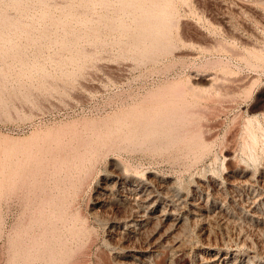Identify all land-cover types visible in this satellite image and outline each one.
Instances as JSON below:
<instances>
[{
    "label": "rangeland",
    "instance_id": "1",
    "mask_svg": "<svg viewBox=\"0 0 264 264\" xmlns=\"http://www.w3.org/2000/svg\"><path fill=\"white\" fill-rule=\"evenodd\" d=\"M199 1H201L199 14H191L187 11V7H181V17H184L181 23L183 26L188 23L192 28L197 29L196 35L191 38L192 41L190 37L182 38L181 41L177 40V46L175 45L176 48L173 47L175 49L172 48L171 52L163 53L155 58L140 60L137 53L124 54L119 47L113 45L101 50L95 49L92 43L91 45L90 42L83 39L84 41L81 40L82 52L93 56L86 60L85 56L77 50L73 53V50L59 47L61 45L53 38L61 36L62 30L60 27L51 25L57 18L65 17L64 5L74 4L77 13L66 17L79 33V30H83L79 21L90 12V8L84 6L85 0H50L51 10L48 13L44 12V6L38 0H31L29 10L25 14H22L20 8L11 5L13 0H0V9L6 8L15 19L23 17L27 20L32 24L33 36L39 39L37 44H32L26 37H19L24 50L18 54L17 61H14L13 57L6 58L0 67V166L21 165L19 173L27 172V170L30 172L29 169L32 172L35 169L37 171L38 168L37 178L40 182L38 180L33 182L42 185L41 188H32L28 191L26 186L19 185V188L17 187L14 191V196L10 198L12 201L3 203L0 217V230L3 229V232L0 231V264L10 263L12 255V249L9 251L10 235L16 230L22 229L25 226L24 223L29 225L30 220L35 218V213L39 208L37 202H41L40 198L45 199L53 195L52 199L55 201L58 199L57 203L64 201L63 204H66L59 206L62 212L69 207L64 210L67 213L63 212V218L65 217L67 220L66 223L54 222L48 230V233L55 232V234L62 230L61 236L63 240L67 241L68 256L65 257L67 261H70V264H117L113 255L121 250L114 245V239L118 238V235L117 229L112 227V221L116 215L121 214L120 210L123 211L114 203L107 205L108 207L98 204V184L106 175L111 174L113 169L115 170V163H119L123 168L126 167V171L139 177L151 175L159 179L176 180L175 182L186 190H189L195 179L202 174L223 177L225 165L228 163L251 167L256 174L264 168V116H262L264 114V0H243L244 2L242 0H216V2L215 0H192V6L197 7ZM245 4H249L252 9ZM245 8H249L252 14L247 9L248 13L245 12ZM235 14L237 15L235 16ZM93 15L96 14L93 12ZM224 17L226 18L224 19ZM39 19H43L44 22ZM43 23L45 26L48 24L49 28L45 30L46 36L40 37V32L37 33V29L43 26ZM187 25L186 27H190ZM69 38L74 39L75 37L69 36ZM71 57H75L76 60L71 62L68 60ZM247 59L252 60V65L247 63ZM67 62L70 64H61ZM225 68L230 71L227 74L229 77L242 78V81H231V84L234 83L232 86L236 87V83L240 82L238 90H235L236 95L234 97L224 96V98L216 97V95V98H211L213 96L204 98L206 100L203 97L202 99L197 97L196 89L199 88L204 92L219 82L221 84L222 72ZM213 82L215 84H212ZM178 86L180 89L184 88L183 91L181 90L182 92L179 91L180 94L177 92ZM176 95L180 96V99H177ZM171 100L178 104H171ZM179 102L183 105H180ZM190 107L192 114L187 111ZM151 109L152 111H150ZM181 109L182 113L186 111L187 113L182 114ZM138 110H140V114ZM158 111L164 114L166 111L167 115L171 112V114L181 113L193 121L190 126L194 125L195 127L192 126L191 130H197V127L202 125L198 128L203 133L205 132L202 133L203 138L208 143L203 154L195 155L185 143L172 147V145H163L159 141L153 142L155 139L148 144L134 143L135 146H133V141L118 137L119 140L116 137L118 133L122 132L117 130L121 120L127 118L131 122L146 115V118L155 121L159 120L162 114L160 112L158 115ZM141 112L144 114L141 115ZM211 124L212 126H210ZM128 125L124 127L125 131L133 124ZM213 133L215 134L213 135ZM112 142L114 143L112 144ZM100 143L102 144L100 145ZM121 144L123 148H121ZM84 150L86 153L82 152ZM228 152L235 154L233 161L224 158ZM89 154L94 156L91 161ZM39 156L41 159L38 158ZM52 159L54 160L52 161ZM86 160H89V163ZM57 165L63 166L64 176L57 178L52 174L51 170L58 168ZM44 172L46 176H44ZM65 172L67 173L65 174ZM83 172L85 173L83 174ZM63 183L66 186H63ZM262 190L264 195V189ZM24 193L25 195L28 193L27 197L24 196ZM67 195L68 197H66ZM233 195L236 197V201L233 203L229 198L226 214L223 212L220 215L213 212L212 216L210 215L212 218L209 216L208 220H196L197 223L193 221L196 226H192L193 223L190 221L191 226H187L188 230L186 229L181 235L183 243L186 244L180 251H170L166 264H201V256L213 257L217 254L225 256L227 253L234 254V259L238 257L235 253L240 254L241 264H264V200L253 215V212L249 213L247 204H245L246 199L252 196V192L244 188V190L238 189L231 192L230 196ZM231 203L234 206H231ZM209 205H212V202ZM69 217H72L73 225H71ZM73 217L77 220L75 221ZM205 224L212 227H210L212 231L208 232V235L212 234L209 237L201 234ZM71 226L76 231L74 235L69 229ZM29 231L30 236L38 235L44 231V225H33ZM184 233H186L185 237ZM48 235L51 237L50 234ZM206 237L207 239H203ZM205 241L212 243L211 247L208 248ZM75 250L76 252H74ZM159 256L158 254H144V258L147 261L150 259L152 262ZM68 262L66 264H69Z\"/></svg>",
    "mask_w": 264,
    "mask_h": 264
},
{
    "label": "bare ground",
    "instance_id": "2",
    "mask_svg": "<svg viewBox=\"0 0 264 264\" xmlns=\"http://www.w3.org/2000/svg\"><path fill=\"white\" fill-rule=\"evenodd\" d=\"M85 1L86 2L84 4V6H88L90 8V12L88 11L89 13L85 14L86 16L81 18V20L79 21L80 27L83 26L82 27L83 30H79V33H77L76 27H73L72 24L69 22V20L66 17L68 15H75L77 13V12H75L76 9H75L74 4L69 5V6L64 5L63 11L65 14V17L64 18L63 17L57 18V20H54L53 24H51V25L55 26L57 28L60 27L62 30L61 36H56L53 38L55 42H57L61 45V46H59V45L58 46L62 47L63 49L73 50V53L77 50L78 52L81 53V55L85 56L86 60L88 58H93V56L82 52L81 40L84 41L83 39L90 42V44L92 43L94 45L95 49L101 50V49L107 48L108 46L110 47V45L111 46L113 45V46L119 47L124 52V54L131 55L133 53H137L139 55L140 60H144L146 58H155L159 55H162L163 53L167 54V52H171L170 50H172V48L175 47L177 40H180V39L182 40V38L186 39L188 37H190V40H191V38L194 37V35H196L197 29L192 28L191 25L188 23H186L185 26H183V23H181L183 21L182 18H184V17H181L182 16L181 7H183V6L187 7L186 8L187 11L191 14L198 13V10L201 8V1H199L197 3V7H196L195 5L192 6V4H191L192 0H85ZM221 1H220V3H222ZM259 1H262V0H259ZM30 2H31V0H13V3H11V5L14 7L20 8L22 14H25V12H28V10H29V7H30L29 3ZM38 2L44 6V12L48 13L51 10L50 0H38ZM215 2H216V0H215ZM247 3H248V1H247ZM257 3H260V2L257 1ZM245 5L249 6V4H245ZM250 5H252V4H250ZM248 6H246V7H248ZM207 9H208V7H207ZM219 9H220V4H219ZM246 9H247V11H249L252 8L251 7H250V9L245 8V10H244L245 12H247ZM93 12L96 15H93ZM250 12H251V10H250ZM218 13H219V11H218ZM202 14H203V12H202ZM251 14H252V12H251ZM43 15H45V14H43ZM227 15H228V13H227ZM236 15L237 14H235V16ZM225 18L226 17H224V19ZM39 20L44 22L43 19H39ZM226 20H228V19H226ZM225 23H227V22H225ZM39 25H40V23H39ZM46 25L47 26H45V24H44L43 26L38 27L37 33H38V31L40 32V37L46 36L45 30H48V28H49L48 24H46ZM186 25L187 26L190 25V27H186ZM31 27H32V24H30L23 17L15 19L9 14V12L7 11L6 8L0 9V67L3 64V62H5L6 58L13 57L14 61H17L16 58H17L18 54L24 50L23 45L21 44L20 40L18 39L19 37H21V38L26 37L29 41L32 42V44H37L39 42V39L36 38L35 36H33V34H32L33 28L31 29ZM56 31H58V29H56ZM198 34H199V32H198ZM69 36H74L75 38L71 39V38H69ZM203 41L205 42V40H203ZM183 43H184V41H183ZM175 48H173V50ZM96 51H98V50H96ZM94 57H95V55H94ZM68 60H70L72 62V61H75L76 58L71 57ZM248 60L249 59H247V63L249 65H252V60H249V61ZM61 64H70V63L67 62V63H61ZM229 72L230 71L228 69H226V68L223 69V72H222V79L223 80L220 78L222 80L221 84L219 82L216 85L213 82L212 84H215L217 87L215 85H213L214 87H212L211 89L207 88V90H205L204 92L200 91L201 89L199 90V88H198L199 91L196 89V92H195L196 96L197 97L199 96V98L201 97L200 99H202V97H203V99L207 98V97L210 98L211 96H213L211 98H214L216 95H217L216 97H223V98H224V96L225 97H234L236 95V91L238 90L237 87L239 86L238 84L240 82L236 83V85H237V87H236V86H232L234 83L231 84V81L232 82L239 81L242 78L229 77L227 75ZM181 88L182 89H180V87H179V90L178 91L176 90V91L177 92H179L181 90L183 91L184 88L183 87H181ZM190 88H192V87H190ZM202 90H204V89L202 88ZM177 92H176V94H177ZM181 92H179V94ZM193 94H194V91H193ZM195 94H194V96H195ZM175 97H177V99H178L180 96L178 97L176 95ZM172 100H171V102H172ZM204 100H206V99H204ZM216 100L219 101V99H216ZM174 102H172L171 104H173ZM181 102H183V101H181ZM223 102H224V99H223ZM175 104H178V103H174V105ZM158 105H160V104H158ZM163 105H164V103H163ZM180 105H183V103H180ZM184 105H187V104L184 103ZM170 106H168V107H170ZM177 107H179V106L177 105ZM256 107H257V105H256ZM171 108H172V106H171ZM217 108H219V107H217ZM254 108H255V106H254ZM149 109H150V106H149ZM152 109L150 111H152ZM190 109H191V107L189 108V110H187L189 113H191ZM198 109H200V108H198ZM206 109H205V111H206ZM209 109H210V107H209ZM133 110H135V109H133ZM163 110H161V111H163ZM167 110H169V109H167ZM138 111H139L138 113L140 114V110H138ZM187 111L186 112L184 111L185 113H182V109H181L182 114H186ZM200 111H201V109H200ZM142 112H141V115L144 114V113L142 114ZM160 112L158 111V115ZM161 113L162 114L160 115L159 120L154 119L155 121H151L152 119L150 120V119L146 118L145 117L146 115H144L143 118H140V119L138 118L137 120L135 119V121H131V122L127 118H125L124 120H121L120 121L121 123L119 122L120 123L119 127L118 128L116 127L118 131L124 132L126 130V128L124 129L125 126H129L128 124H130V125L133 124V125L131 127H128V130L125 131V133H122V132L118 133V131H117L118 134L116 137L117 138L120 137V139L124 138L126 140L129 139V140L133 141V144H132L133 146H135L134 143L135 144H143V143L148 144V142L153 141L155 139L156 140L153 142L159 141L163 145H167V146L172 145V147H173V145L185 143L188 145L189 150L194 152L195 155L199 156V155L203 154V152L205 151V149L208 146V143L206 142V139L203 138L204 137L203 134L205 132L203 133L202 130L200 131L199 130L200 128H198L202 125L199 124L200 126L197 127V130H191V127L194 125L190 126V124H191V122L193 123V121L191 119L187 118L186 116L182 115L181 113H179V112L175 113L174 112V114H171L172 113L171 112L170 113L171 115L170 114L167 115L168 112H166V111H165V114L163 112H161ZM203 113H201V114H203ZM213 113H215V112H213ZM217 113H218V111H217ZM147 114H148V112H147ZM207 114H208V112H207ZM209 114H210V112H209ZM212 114H211V116H212ZM136 115H137V113H136ZM131 116H132V114H131ZM262 116H264V114ZM128 117L130 118V116H128ZM150 117L152 118V116H149V118ZM188 117H190V116H188ZM248 122H247V124H248ZM203 123H204V121H203ZM214 125H216V124H214ZM248 125L251 126V124H248ZM210 126H212V124ZM245 127L247 128V126H245ZM235 128H237V127H235ZM107 129H108V127H107ZM96 134H97V132H96ZM214 134L215 133H213V135ZM95 135H94V137H95ZM106 135H108V134H106ZM101 137H99V138H101ZM105 137H107V136H105ZM158 137H159V139H158ZM91 139H94V138H91ZM242 139H244V138H242ZM252 139H254V138H252ZM255 139H256V137H255ZM249 140L253 141L251 139H249ZM109 141H111V140H109ZM114 141L116 142L115 138H114ZM245 142H243V143H245ZM113 143L114 142H112V144ZM243 143H242V145H244ZM94 144H95V142H94ZM101 144L102 143H100V145ZM132 145H131V149L133 147ZM252 145H253V143H252ZM91 146H92V144H91ZM121 146H122V144H121ZM125 146H128V145L125 144ZM183 146H184V144H183ZM95 147H96V145H95ZM128 147L130 148V146H128ZM92 148H93V146H92ZM121 148H123V146ZM243 148H245V145ZM94 149H96V148H94ZM226 149H227V147H226ZM145 150H146V148H145ZM37 151H38V148H37ZM228 151H230V150L228 149ZM82 152H85V150ZM250 152H252V151H250ZM85 153H83V154H85ZM90 153H92V152H90ZM29 154H30V152H29ZM93 155L89 154V156H90L89 160L90 161H91V158L93 159V157H94ZM98 155L101 156L100 154H98ZM102 155H103V153H102ZM248 155H249V153H248ZM225 156L226 157H224V158H226L229 161H231V160L233 161V159L235 158L234 157L235 154L233 155L232 152L231 153L228 152L227 155H225ZM44 157H46V156H44ZM38 158H40V156ZM53 160L54 159H52V161ZM89 160H86L87 163H89L88 162ZM43 161H45V160H43ZM58 161L60 162L59 157H58ZM236 161H237V159H236ZM13 162H16V161H13ZM68 162H69V160H68ZM55 164H56V162H55ZM61 164H65V163H61ZM68 164H70V163H68ZM22 165H24V164L22 163ZM52 165L54 166L53 163H52ZM40 166H41V164H40ZM40 166H38V167H40ZM45 166H47V165H45ZM57 166H59V165H57ZM225 166L226 167L224 168L225 171H224L223 177H220V176L218 177L214 174L213 175L212 174H202L195 179V182L193 183L192 187L189 190H186L181 185L177 184L175 182L176 180L171 181V180L159 179L158 177L151 176V175L146 176V177H139L137 175H133V174L129 173V171H126L127 170L126 167L123 168V167H121V165L119 163H115L114 164L115 170L113 169V171H111L112 173L110 172L111 174L106 175L105 178H103L98 184V189H99L98 190V204L103 205V206H107V205H110L111 203H114L117 205V207L119 209H122V211H123V212H121V210H120L121 214L116 215L112 221V227L117 229V232L116 231L115 232L118 235V238L114 239L115 240L114 245L116 246V248H119L121 250L120 252L118 250V252H116L113 255L114 260L117 261L119 264H166L168 261V256H170L169 253H171L170 251H174V250L180 251L181 248H183V245L186 244V243H183V238L181 237V235L184 231H186L187 226L188 227L191 226L190 221H192V223H193L192 226L193 225L196 226V224H194V222L197 223L196 220H200V221L202 219L208 220V217L213 212H216L219 214L220 213L223 214V212H225V214H226V212H228V209H227L228 202L227 201L229 200V198L232 200L233 203L236 201V199H235L236 197H234V195L230 196V193L231 192L233 193L238 189L244 190V188H246L247 190L252 192V196L249 199H246L245 204H247L249 213L253 212V215H254V212H256L259 209L260 205L262 204V202L264 200V195L262 192L263 191L262 189H264V168L262 170H260L259 173L256 174L252 170L251 167H248L245 165L241 166V165H237L234 163L233 164L228 163V165H225ZM66 167H69V166H66ZM44 168H46V167H44ZM53 169H55V168H53ZM20 170H21V165H17V166H15V165L14 166H10V165L4 166L3 165V166H0V217L2 214L1 211H2V207H3V203H8L11 200L10 198L14 196L13 195L14 191L16 190V188L19 185L26 186L28 188L27 191L32 190V188H41L42 187L41 184H39L37 182L36 183L33 182V181L38 180V178H37L38 168H37V171L35 169L36 172L35 171L32 172L31 169H29L30 172H28V170H27V172L21 171V173H19ZM66 170H67V168H66ZM87 170H88V168H87ZM43 171L44 170L42 169V172ZM64 171L65 170L63 169V166H59L55 170H51V172H53L52 174L55 177L57 176V178L64 176L63 175ZM46 172H47V170H46ZM66 173L67 172H65V174ZM84 173L85 172H83V174ZM87 173H86V175H88ZM44 174H45V172H44ZM44 174L42 173V176ZM70 174H71V172H70ZM53 175H52V177H53ZM39 176H40V173H39ZM44 176H46V174ZM68 176H69V174H68ZM68 176H67V178H68ZM49 177H50V175H49ZM59 180H60V178H59ZM54 181H55V179H54ZM38 182H40V181L38 180ZM63 186H66V185L64 184ZM81 187H83V186L81 185ZM68 188H70V187L68 186ZM66 189H67V187H66ZM68 191H69V189H68ZM37 192H39V191H37ZM40 192H41V190H40ZM56 192H57V190H56ZM31 194H32V192H31ZM26 195H28V193ZM26 195L24 193V196H26ZM56 195H55V198H56ZM68 195H69V192H68ZM68 195L66 197H68ZM41 196H42V193H41ZM43 196H45L44 193H43ZM53 196L46 197L45 199L40 198L41 202H37V203H39V208H37L38 210L35 213L36 215L34 214L35 218H33L34 216L32 217L33 220L32 221L30 220L29 225H26V223H24L25 226H23V222H22V226H23L22 229L16 230L15 233L13 232V234L10 235V237H9L10 238L9 239L10 240L9 251H11L10 249H12V255H11L9 264H66L68 262L67 259L65 258L68 256V252H66L67 241L63 240V238L61 236L62 230L60 229L61 232H57L56 234H55V232H49L48 233V230H50L49 228L51 227V225H53L54 222H59V223L65 222L66 223L67 220L65 219V217L63 218V212H64V210L68 209L69 207L68 208L65 207L66 209H64L62 212V210L60 209L59 206L64 205L65 204V203L63 204L64 201L63 202L59 201V203H57L58 199L55 201L54 199H52ZM35 199H36V197H35ZM66 199H68V198H66ZM66 199H65V201H67ZM29 201H30V199H29ZM210 202H212V205H209ZM34 203H36V202L34 201ZM66 203H68V201ZM242 204H243V202H242ZM67 206H68V204H67ZM231 206H234V205H232V203H231ZM26 209H27V207H26ZM109 209H111V208H109ZM232 209H233V207H232ZM28 213H30V212H28ZM99 214H101V213H99ZM222 214H220V215H222ZM65 215H67V214H65ZM55 217H57L59 219H56ZM29 218H31V217H29ZM71 218L69 220L70 223L72 222ZM73 218H75V217H73ZM0 220H1V218H0ZM76 220L77 219L75 218V221ZM200 221H199V224H200ZM70 223H69V225H70ZM36 224H43L44 225V231L40 234L37 232L38 235L37 234L34 235L35 234L34 233L35 231H34L33 232L34 236H30L29 229L33 225H36ZM19 225H20V223H19ZM71 225H73V223H71ZM61 226H62V224H61ZM52 227H54V226H52ZM72 227L73 226H71V228H69V229H71V232L74 235L76 231ZM210 227L211 226H208V224H205L203 226L202 233H201V231H200V233L202 235L203 234L208 235V232L212 231V229H211L212 227L211 228ZM36 230H38V229H36ZM85 230H88V229H85ZM65 231H67V230H65ZM1 232H3V229ZM79 232H81V231H79ZM187 233H190V232L187 231ZM48 234H50L51 237H49ZM185 234L186 233L183 234L184 237H185ZM73 235H72V238H73ZM209 235L211 236L212 234H209ZM209 235H208V237H209ZM78 239H79V237H78ZM203 239H207V237L203 238ZM184 242H187V241L184 240ZM205 242H207V241H205ZM208 242H211V241L208 240ZM208 242H207L208 245L207 244L206 245L209 248V247H211L210 245L212 243L210 244ZM70 249H71V245H70ZM233 250H235V249H233ZM182 251H184V250H182ZM74 252H76V250ZM148 253L158 254V256L160 254L161 255L158 258L156 257L155 259H157V260H154L152 262V260L149 259L150 261L149 260L147 261L144 258V254H148ZM172 254H174V253H172ZM235 254H237V256H238L236 259L233 258L234 254H231V253H227L225 256H222L220 254H217L213 257L212 256L211 257H202L201 256L202 260H200V263L201 264H241L242 259L240 258V254L239 255H238V253H235ZM109 255H110V253H109ZM247 257L245 258V260L247 259ZM172 258H173V256H172ZM252 258H253V256H252ZM249 260H248V262H249ZM65 261H67V262H65ZM169 262H172V261H169ZM68 263L70 264V261Z\"/></svg>",
    "mask_w": 264,
    "mask_h": 264
}]
</instances>
